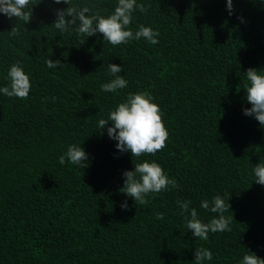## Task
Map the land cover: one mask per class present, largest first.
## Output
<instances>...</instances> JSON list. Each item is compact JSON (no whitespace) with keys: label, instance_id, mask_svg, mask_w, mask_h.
<instances>
[{"label":"trees","instance_id":"16d2710c","mask_svg":"<svg viewBox=\"0 0 264 264\" xmlns=\"http://www.w3.org/2000/svg\"><path fill=\"white\" fill-rule=\"evenodd\" d=\"M137 2L151 6L133 13L130 29L158 30L159 43L113 46L101 33L78 35V25L60 32L56 11L69 5L54 0L32 5L26 24L0 13V88L10 86L13 64L31 82L27 99L0 93V264H195L200 247L213 253L204 264H240L249 251L264 258V185L254 175L264 163V127L244 114L246 71L264 74V0H233L231 15L227 0ZM117 3L70 6L108 16ZM13 26L19 36L9 35ZM48 59L62 63L48 68ZM112 63L128 81L115 93L101 89L114 78ZM140 92L159 105L169 133L155 156L121 153L98 128ZM69 145L83 147L87 167L60 164ZM145 160L179 185L150 193L146 206L120 191L123 172ZM229 193L232 230L194 237L177 201L190 200L207 223L218 214L201 202H227Z\"/></svg>","mask_w":264,"mask_h":264},{"label":"clouds","instance_id":"9594fccd","mask_svg":"<svg viewBox=\"0 0 264 264\" xmlns=\"http://www.w3.org/2000/svg\"><path fill=\"white\" fill-rule=\"evenodd\" d=\"M39 2L40 0L38 2H34V0H0V13L9 19L14 17L17 21H23L26 24L33 17L32 5ZM54 2L69 5L67 8L56 11L57 18L52 25L60 32H68L70 26L78 25L76 28L78 35L90 37L101 33L104 40L113 46L127 44L131 40H140L141 38L151 44L159 43L157 38L160 33L158 30L154 31L151 27L141 25L139 30L133 33L129 27L133 20V13L137 9L141 13H147L150 4L146 6L144 3H138L137 0H118L114 11L108 16H103L99 11L92 12L88 6L82 8L70 6L71 0H54ZM227 8L231 15L234 11L233 0H227ZM89 13L91 14L89 15ZM9 35L19 36V27L13 26ZM61 63L59 59L46 61L47 67L52 69L59 67ZM122 70V65L109 64L108 71L114 78L102 84L101 89L105 92L115 93L119 89L126 88L128 81L119 75ZM8 78L10 86L0 88V93L8 97L27 99L31 90V82L23 68L19 64L11 65ZM246 78L248 81L245 85L246 99L251 107L245 108L244 114L254 117L264 127V74L250 67L246 71ZM52 99L55 100V97ZM162 117L163 113L159 105L153 102V97L149 93H130L125 102L120 103L115 110L110 112L107 119L98 121V128L100 130L107 128V135L117 141L116 148L121 153L130 152L132 157L155 156L158 151H162L167 146L166 142L169 138ZM109 121H111V126H108ZM66 158L71 164L81 168L88 166V154L81 146L69 145L66 153L59 157L60 164H64ZM254 175L256 183L264 185V163L256 164ZM123 176L125 181L120 191L132 197L135 203L145 206L149 203L146 197L150 193H159L167 191L169 187L175 189L179 186L175 179L168 177L162 166L156 161L145 160L142 163H137L134 170H125ZM229 199L230 193L227 195V202L219 195L212 198L211 205L207 200L201 202L202 208L218 214L207 223L198 218L195 208H190V200H178L177 204L181 208V215L185 217L187 229L192 230L194 237L207 241L209 233L232 230L231 223L234 216L224 215L231 209ZM121 208L127 210V201L121 204ZM156 216L158 219L164 218L163 213H157ZM212 258L213 253L207 248L200 247L195 251V264H204L205 261H211ZM240 264H264V258L249 251L243 256Z\"/></svg>","mask_w":264,"mask_h":264}]
</instances>
